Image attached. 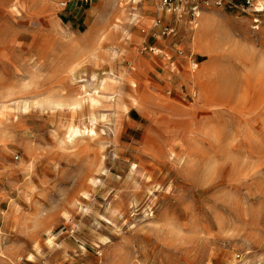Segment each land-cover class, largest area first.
<instances>
[{
  "label": "rangeland",
  "instance_id": "374dc122",
  "mask_svg": "<svg viewBox=\"0 0 264 264\" xmlns=\"http://www.w3.org/2000/svg\"><path fill=\"white\" fill-rule=\"evenodd\" d=\"M157 2L0 0V264H264V28Z\"/></svg>",
  "mask_w": 264,
  "mask_h": 264
},
{
  "label": "built area",
  "instance_id": "2783aa9c",
  "mask_svg": "<svg viewBox=\"0 0 264 264\" xmlns=\"http://www.w3.org/2000/svg\"><path fill=\"white\" fill-rule=\"evenodd\" d=\"M233 1L234 0H158L156 9L159 14L164 13L169 16L172 15L177 19V21H181L186 18L189 24L196 25L200 14L204 10L210 9L211 7H222L226 4L236 6ZM61 4L64 5L65 2H61ZM242 7L247 9L250 8V10L252 11V29L257 30L259 28H264V21H262L258 17L261 9L257 8V6H254V0H243ZM161 20L162 18L160 16L156 17L153 21V26H161V30H159L158 34H160L161 36L171 34L173 32L172 28L169 27L166 23L161 24ZM194 64H197V62H194ZM195 96L196 91L191 90L190 97L194 98Z\"/></svg>",
  "mask_w": 264,
  "mask_h": 264
},
{
  "label": "bare ground",
  "instance_id": "6f19581e",
  "mask_svg": "<svg viewBox=\"0 0 264 264\" xmlns=\"http://www.w3.org/2000/svg\"><path fill=\"white\" fill-rule=\"evenodd\" d=\"M259 5H260V8L259 9H261V8H263V6H261V3L259 2ZM196 66V64H194V62L193 61H190V67L191 68H194ZM113 77V76H112ZM115 79V78H114ZM116 81V80H115ZM117 82V81H116ZM116 82H114L113 80L112 81H107L106 80V82H102L101 83V87L102 88H104V89H111V90H115V91H117L118 92V90H117V85L115 84ZM118 83V82H117ZM82 87V86H81ZM86 92V90H84V93ZM89 93H90V91H89ZM100 92L99 91H96V92H93V96L92 95H88V102H87V107L89 106H96V104L98 103V102H100L99 101V99L101 98V95L99 94ZM103 97V96H102ZM110 97V96H109ZM112 97V96H111ZM117 97V96H116ZM80 100H81V98H80ZM80 100L79 99H76L74 102H73V107H76V106H80ZM109 100V99H108ZM111 100V99H110ZM113 103V102H112ZM84 104V103H83ZM110 104H111V102H110ZM115 104H117V105H119V102H116ZM114 104V105H115ZM71 105V106H72ZM104 105V104H103ZM82 106V105H81ZM80 106V107H81ZM94 106V107H95ZM106 106H107V104H106ZM113 106V105H112ZM97 107H99V106H97ZM107 107H109V105L107 106ZM122 107L124 108V109H126V106H123L122 105ZM93 108V107H92ZM96 108V107H95ZM117 108V107H116ZM79 109V108H78ZM115 109V108H114ZM118 109V108H117ZM95 110H97V109H95ZM94 113V112H93ZM92 113V114H93ZM94 115V114H93ZM93 120V119H92ZM89 126V125H88ZM73 128V127H72ZM92 128V127H91ZM91 131H92V129H90ZM89 130V131H90ZM82 131V130H81ZM88 131V130H87ZM19 259H20V257H19Z\"/></svg>",
  "mask_w": 264,
  "mask_h": 264
}]
</instances>
